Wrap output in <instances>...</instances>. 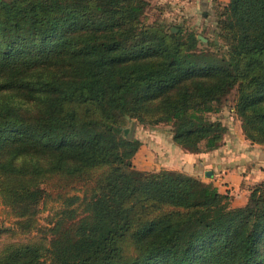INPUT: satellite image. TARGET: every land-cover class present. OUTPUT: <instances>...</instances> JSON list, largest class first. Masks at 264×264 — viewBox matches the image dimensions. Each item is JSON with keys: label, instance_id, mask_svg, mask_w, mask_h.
I'll return each mask as SVG.
<instances>
[{"label": "trees", "instance_id": "1", "mask_svg": "<svg viewBox=\"0 0 264 264\" xmlns=\"http://www.w3.org/2000/svg\"><path fill=\"white\" fill-rule=\"evenodd\" d=\"M148 0H0V264H264V180L244 205L202 177L134 166L133 120L219 148L235 91L264 146V0H228L223 42L147 23ZM52 208V226L38 216ZM57 203L58 206L54 204ZM50 240L48 242V237Z\"/></svg>", "mask_w": 264, "mask_h": 264}, {"label": "rangeland", "instance_id": "2", "mask_svg": "<svg viewBox=\"0 0 264 264\" xmlns=\"http://www.w3.org/2000/svg\"><path fill=\"white\" fill-rule=\"evenodd\" d=\"M149 6L144 16V20L147 23H162L166 24L171 29L180 26L184 32H194L198 35V38L203 41L199 44L200 48H206L214 50L213 46L207 45L212 41L223 42L216 36L215 29L217 27L216 20L221 17L225 0H148ZM179 31V30H178ZM202 36L203 38H200ZM205 38V39H204ZM234 99L235 91L227 96V100L224 103L222 109L219 112L210 114V118L213 120H220L222 123L228 126V129L232 130L236 139H243L241 132V120L234 112ZM135 122L133 137L141 141L142 145L140 150L133 158L134 166L140 170L154 171L163 168H169L167 162L163 164V160L168 155L167 147L170 145L171 139V126L168 124L150 125L148 123ZM132 123L129 126L131 128ZM247 142V141H246ZM165 149L167 152H165ZM187 166V170H188ZM186 170V168H184ZM210 172V171H208ZM205 181L213 182L212 173L208 176L207 173H203L202 176ZM221 182V181H220ZM231 182V181H229ZM223 185V184H222ZM245 185V184H244ZM240 186V185H239ZM244 188V186H243ZM232 189H229L228 196L232 202V205L240 203L238 197L241 194H233ZM243 199H244V192ZM238 198V199H237ZM48 210L43 211L38 216V222L40 226H52V206ZM58 206L57 203L54 204ZM16 218L7 213L4 205L0 204V227H13L15 225ZM40 235L39 231L32 230L27 234H19L17 236H10L9 234H3L0 236V247L8 241H29L37 238ZM50 236L48 237V242ZM42 264H50L48 260H45Z\"/></svg>", "mask_w": 264, "mask_h": 264}, {"label": "crops", "instance_id": "3", "mask_svg": "<svg viewBox=\"0 0 264 264\" xmlns=\"http://www.w3.org/2000/svg\"><path fill=\"white\" fill-rule=\"evenodd\" d=\"M241 135L244 142L240 138L236 139L232 130L228 129L224 143L219 148L200 153L187 152L170 141L168 155L163 160V164L167 162L166 166L170 167L165 169L181 170L199 177L210 171V179L221 192L232 189L233 194H241L238 197L240 203L234 206L244 205L251 186L264 180V146L252 143L245 138L243 132ZM242 192L245 194L244 199Z\"/></svg>", "mask_w": 264, "mask_h": 264}, {"label": "water", "instance_id": "4", "mask_svg": "<svg viewBox=\"0 0 264 264\" xmlns=\"http://www.w3.org/2000/svg\"><path fill=\"white\" fill-rule=\"evenodd\" d=\"M172 31L173 32H177L178 31V28L176 27H173L172 28ZM200 38H203L202 36H199ZM205 39V38H204ZM134 127H135V122H132V125H131V128H130V131H129V136L132 138L133 137V132H134ZM207 175L208 176H211V172H207Z\"/></svg>", "mask_w": 264, "mask_h": 264}]
</instances>
